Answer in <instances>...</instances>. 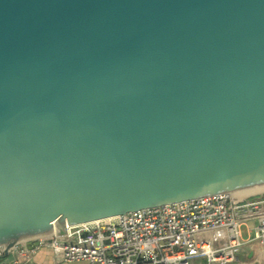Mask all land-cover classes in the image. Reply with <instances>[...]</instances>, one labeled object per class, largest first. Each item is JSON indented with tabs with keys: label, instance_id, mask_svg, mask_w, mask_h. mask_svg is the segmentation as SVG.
Returning a JSON list of instances; mask_svg holds the SVG:
<instances>
[{
	"label": "water",
	"instance_id": "1",
	"mask_svg": "<svg viewBox=\"0 0 264 264\" xmlns=\"http://www.w3.org/2000/svg\"><path fill=\"white\" fill-rule=\"evenodd\" d=\"M264 184V0H0V245Z\"/></svg>",
	"mask_w": 264,
	"mask_h": 264
},
{
	"label": "built area",
	"instance_id": "2",
	"mask_svg": "<svg viewBox=\"0 0 264 264\" xmlns=\"http://www.w3.org/2000/svg\"><path fill=\"white\" fill-rule=\"evenodd\" d=\"M257 219L254 239L264 243V193H215L68 224L9 246L16 262H30L43 247L56 261L81 264H238L242 225ZM5 247L0 245V258Z\"/></svg>",
	"mask_w": 264,
	"mask_h": 264
},
{
	"label": "crops",
	"instance_id": "3",
	"mask_svg": "<svg viewBox=\"0 0 264 264\" xmlns=\"http://www.w3.org/2000/svg\"><path fill=\"white\" fill-rule=\"evenodd\" d=\"M257 219H250L242 225L243 236L253 238ZM16 254L11 252L0 258V264H81L77 261H56L53 251L49 247L41 248L30 262H16ZM201 264L205 260H200ZM238 264H264V243L259 239H252L244 246L239 255Z\"/></svg>",
	"mask_w": 264,
	"mask_h": 264
},
{
	"label": "bare ground",
	"instance_id": "4",
	"mask_svg": "<svg viewBox=\"0 0 264 264\" xmlns=\"http://www.w3.org/2000/svg\"><path fill=\"white\" fill-rule=\"evenodd\" d=\"M260 189H264V184L235 190V191H232L231 193L239 197H244V196L250 195V193L253 194V192L260 190Z\"/></svg>",
	"mask_w": 264,
	"mask_h": 264
},
{
	"label": "rangeland",
	"instance_id": "5",
	"mask_svg": "<svg viewBox=\"0 0 264 264\" xmlns=\"http://www.w3.org/2000/svg\"><path fill=\"white\" fill-rule=\"evenodd\" d=\"M262 193H264V189L257 190L255 192H253V194L250 193V195L262 194ZM196 263L197 264H201V261L200 260H197ZM202 264H207V262L206 261H203Z\"/></svg>",
	"mask_w": 264,
	"mask_h": 264
}]
</instances>
